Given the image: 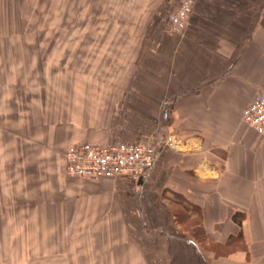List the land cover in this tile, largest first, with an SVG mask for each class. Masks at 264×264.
Returning <instances> with one entry per match:
<instances>
[{
	"label": "crops",
	"instance_id": "0c3cea01",
	"mask_svg": "<svg viewBox=\"0 0 264 264\" xmlns=\"http://www.w3.org/2000/svg\"><path fill=\"white\" fill-rule=\"evenodd\" d=\"M15 1L0 0V53L26 37ZM143 3L130 78L94 134L53 121L40 91L16 87L20 77H0L6 260L24 259L28 226L46 215L68 238L84 231L106 264H264V135L241 118L264 93V0H195L180 35L166 31L179 0ZM81 143L152 145L156 157L142 179H80L65 173L64 153ZM173 206L199 216L202 241Z\"/></svg>",
	"mask_w": 264,
	"mask_h": 264
},
{
	"label": "rangeland",
	"instance_id": "374dc122",
	"mask_svg": "<svg viewBox=\"0 0 264 264\" xmlns=\"http://www.w3.org/2000/svg\"><path fill=\"white\" fill-rule=\"evenodd\" d=\"M148 1L154 0H16L11 17L24 19L20 29L26 27V37L0 53L8 63L0 77H20L16 87L40 91V100L54 113L53 121L71 120L76 131L94 134L97 128L90 125H102L113 104L109 98L130 78L139 47L136 35L146 14L142 5ZM172 210L187 235L202 241L199 216L188 215L180 206ZM27 216L33 223L34 215ZM41 217L36 219L37 226L43 221L41 226H28L24 259L6 260V250L14 247L0 244V264H106L84 247V238L77 236L84 231L68 238L66 231L51 229L50 218Z\"/></svg>",
	"mask_w": 264,
	"mask_h": 264
},
{
	"label": "built area",
	"instance_id": "2783aa9c",
	"mask_svg": "<svg viewBox=\"0 0 264 264\" xmlns=\"http://www.w3.org/2000/svg\"><path fill=\"white\" fill-rule=\"evenodd\" d=\"M195 0H179L176 9L169 17L166 31L180 35L188 21ZM245 125L256 133L264 135V93L255 97L241 114ZM156 149L152 145H96L74 144L64 153L65 173L68 176L97 180L127 175L142 179L153 167Z\"/></svg>",
	"mask_w": 264,
	"mask_h": 264
}]
</instances>
